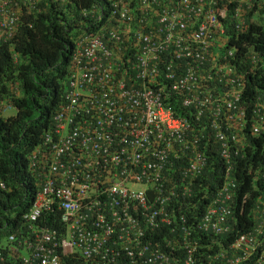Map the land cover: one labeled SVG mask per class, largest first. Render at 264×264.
Wrapping results in <instances>:
<instances>
[{"label": "built area", "instance_id": "built-area-1", "mask_svg": "<svg viewBox=\"0 0 264 264\" xmlns=\"http://www.w3.org/2000/svg\"><path fill=\"white\" fill-rule=\"evenodd\" d=\"M32 1L0 0V46L14 36L22 6ZM143 3L160 17V25L146 32L143 55L152 59L161 52L162 73L154 68L141 88L124 89L120 97L104 94L91 86L89 69L111 56L102 42L105 34L82 41L85 72L72 79L55 127L30 157L39 189L22 214L21 229L4 243L10 253L0 247V264H68V259L78 264H140L139 259L143 264H264L262 200L252 230L214 255L202 252L211 246L205 235L228 230L236 189L233 156L257 153L252 140L264 133V58L255 46L250 49L252 66L262 71L254 96L235 66L222 63L233 57L232 50H223L225 41L245 29L246 10L258 7L249 21L263 25L264 0ZM127 12L123 8L122 17ZM109 40L120 42L121 32L112 30ZM170 97L182 102L190 118L165 105ZM10 102L0 82V113L12 107ZM259 155L264 159V149ZM213 156L226 166L219 173L222 185L212 196L204 186L194 192V181L210 170ZM194 195L203 204L200 211L183 201ZM49 215L60 229L48 223ZM162 225L172 235L164 250L142 238ZM116 229L123 233L118 241L110 237Z\"/></svg>", "mask_w": 264, "mask_h": 264}, {"label": "trees", "instance_id": "trees-1", "mask_svg": "<svg viewBox=\"0 0 264 264\" xmlns=\"http://www.w3.org/2000/svg\"><path fill=\"white\" fill-rule=\"evenodd\" d=\"M72 1L75 5H71V2L60 5L51 0L40 1V10L36 17L30 18L33 26L20 28L15 39V49L21 53L18 65L14 64L8 45L3 46L0 52L2 92L18 109L14 116L0 118V176L9 187L8 191H0V241L19 231L20 217L28 209L39 189L36 180L27 170L28 154L40 142L52 116L64 102V89L75 42L83 32L89 33L98 27L90 18H83L79 10L80 5L96 0ZM243 20L246 30L236 31V34L240 35V42H253L258 39L264 41L263 30L258 27L254 30L255 26L249 21L248 14H244ZM253 32H259L260 35L255 36ZM247 74L254 83L261 81L262 71L259 69L249 68ZM16 83L19 85L18 97L12 86ZM168 101L178 107V102L171 97ZM252 157L249 158L255 167L264 163L259 152L253 159ZM239 163L240 160L237 170ZM213 170H208L206 175L213 180L212 184H216L214 180L216 177L211 173ZM239 177L242 183L238 184L237 196L234 198L233 211L236 222L233 223L235 231L228 238L230 241L235 237L236 230L244 232L252 227L254 222L252 209L258 194L250 177L246 175ZM121 208L122 206L119 207ZM105 213L108 214V211ZM56 216L58 217V213ZM53 219L54 216L49 215L48 223L60 229V223ZM122 234L116 229V233L110 237L118 241L119 235ZM142 238L144 242L148 239L153 243L159 241L160 245L166 246L172 235L167 228L161 227L149 238L146 234ZM142 247L140 243V248ZM67 261L68 264H78L77 259ZM136 261L143 264L141 259Z\"/></svg>", "mask_w": 264, "mask_h": 264}, {"label": "clouds", "instance_id": "clouds-1", "mask_svg": "<svg viewBox=\"0 0 264 264\" xmlns=\"http://www.w3.org/2000/svg\"><path fill=\"white\" fill-rule=\"evenodd\" d=\"M16 3L22 5L23 0H14ZM41 0H33L29 7L22 6L21 9V15H20V21L17 31L15 32L14 36L9 39L6 42H3L0 46V52L3 46L8 45L9 52L11 54V57L13 59L14 64L18 65L21 61V53L15 49L16 43L15 39L17 37V34L19 32V29L23 26L32 27L33 22L31 21V17L35 16L37 12L40 10L39 4ZM53 2H58L60 5H63L65 2H71V5H75L74 1L72 0H51ZM117 0H96L89 4H82L80 5V14L83 18H90L91 21L96 24L98 27L92 31V32H83L80 34L78 39L75 42V47L72 52L71 56V64L69 69V74L67 78L66 87L64 89V102L60 106V109L54 113V115L51 118L50 124L45 128V131L43 133V136L41 137L40 142L30 151L28 154V173L32 176V178L35 179V176L30 168V157L32 153L39 147L42 140L45 137V134L52 130L55 127V121L54 118L55 115H57L58 112L61 111V107L66 104V92L70 88V84L72 79L76 80L78 79L84 72L83 69L86 67V54L83 51L82 47V41L85 38H91L95 37L97 35L105 34L104 37H102V42L104 47L111 53L110 57H104L102 59H99L95 63V67L89 69L93 81H89L91 83V86L97 87L99 91H101L104 94L112 95V96H119L121 95V92L124 89H133L135 87H142L143 83L149 79V77L152 76V71L154 68L157 70H160L162 73L163 70V62H164V55L161 52H158L156 54V57L149 58L145 55H143L144 47L146 45V42L144 41V37L146 36V32L150 31L152 27H158L160 25V17L159 15L153 10L151 5L149 3L144 4L143 0H122L120 3H116ZM260 5V4H259ZM125 6V7H122ZM73 8V7H72ZM123 8H127L128 12L126 17H122L121 10ZM147 8V12L145 15L142 14V11ZM258 9V7H254L253 10L249 11L246 10L243 13L248 14L249 18H251L255 11ZM260 12V9H259ZM234 12H231V15ZM264 13V9L262 8V14ZM263 25L262 26H256L254 24V30L258 27L259 29H262L264 33V18L262 19ZM232 27L235 25L234 21L231 23ZM230 25V24H229ZM112 30L121 32L122 34V40L120 42L113 43L109 40V34ZM246 30V29H244ZM123 31L125 33H123ZM235 31V30H233ZM231 32V31H229ZM255 36H259V32H253ZM255 46V52L259 55L260 59L264 58V41H261L260 39L253 41V42H247L243 41L240 42V35L236 36L234 33H232V36L229 37L228 41H225V48L223 49L226 52H229L230 50L233 51V57L227 58L226 61L222 62L225 65H231L233 64L236 68V72L244 77V79L247 82L246 85V92L249 95H258L256 88L254 90V83L253 79L250 78L247 74V71L249 68H254L252 66V55L253 50H250L252 47ZM258 46H261V48H258ZM139 49V50H138ZM166 56V53H165ZM250 66V67H249ZM74 74H78L77 77H73ZM251 80V81H250ZM1 82V80H0ZM2 85V84H1ZM14 88L15 95L19 96V85L12 84ZM11 86V88H12ZM262 85L259 86V91ZM250 91L248 92V90ZM174 101L178 102V107H176V104L170 103V101L165 100L166 106L171 107L172 110L175 111V115L178 117H189V110L182 105V102L180 100H177L175 97L171 98ZM11 108L3 113H0L1 119H6L8 117L14 116L16 112L18 111L17 106L10 102ZM10 111H14V114H8ZM254 144H256V148L258 149V152L264 149V133L261 136H257L255 139L252 140ZM216 148V146H214ZM213 148V153L216 152V149ZM257 153L254 151H246L245 155H235L233 156L232 161V177L236 184L235 189V196H237L236 192L238 190V184L242 183V179L239 176L250 177L253 183V188L258 192L256 198H255V205L252 209V217L254 219L253 225L250 229L239 232L236 230L235 237L233 240H228L230 234L234 233L235 228L233 223L236 222L235 217V211L234 205L235 201L234 198L232 200V214L227 219L226 226L228 228L227 231L221 233L220 235H214L212 233L205 235V241L209 242L211 246L202 252L204 255L207 253L214 255L217 252H219L221 249H224V247L229 246L231 243H233L241 234L248 232L252 230L258 223L257 218H260V213L263 209V204H261V200L264 202V163L262 165H258L255 167V165H252V161L249 157H252V159L255 157ZM213 162L210 166V170H213L211 173H214L216 179V184H212L213 180H210L208 178L206 181L205 175L207 171L204 173V175L197 178L193 183V191L194 192H203V190H200L201 186L206 187V191L214 194V192L222 185V181L220 180V172H225V165L223 166L222 163L217 164L216 158L212 157ZM239 163V171L236 169ZM215 162V163H214ZM263 166V168H262ZM238 175V176H237ZM208 177V175H206ZM0 181L4 183V187H0V191H8L9 187L7 183L3 180L2 176H0ZM35 198V196H34ZM34 200V199H33ZM183 201H189L192 202V204L195 205V209L197 211L202 210L203 204L199 201V195H194L190 198H185ZM33 202V201H32ZM30 203V205L32 204ZM201 204V205H200ZM30 207V206H29ZM28 207V208H29ZM27 211V209L25 210ZM24 211V212H25ZM196 211V212H197ZM23 212V213H24ZM22 213V214H23ZM22 217V215H21ZM21 217H20V224H19V230L21 229ZM161 227H165L169 230L168 226L162 225ZM159 227V228H161ZM159 228H156V231L159 230ZM18 232V231H17ZM15 233V232H13ZM12 234V233H11ZM9 237V235H8ZM8 237L3 238L0 241V247L3 249L2 252L6 255L10 253L8 252L6 248V241L8 240ZM210 239V240H209ZM154 245L160 244L159 241L153 243ZM162 250L165 249V246L162 244L160 246ZM15 254H19L16 252Z\"/></svg>", "mask_w": 264, "mask_h": 264}, {"label": "rangeland", "instance_id": "rangeland-1", "mask_svg": "<svg viewBox=\"0 0 264 264\" xmlns=\"http://www.w3.org/2000/svg\"><path fill=\"white\" fill-rule=\"evenodd\" d=\"M15 112L14 111H10L8 114H14Z\"/></svg>", "mask_w": 264, "mask_h": 264}]
</instances>
